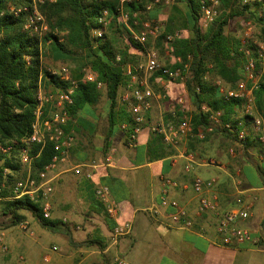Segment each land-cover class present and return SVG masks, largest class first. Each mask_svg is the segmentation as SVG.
Returning <instances> with one entry per match:
<instances>
[{"label": "crops", "instance_id": "0c3cea01", "mask_svg": "<svg viewBox=\"0 0 264 264\" xmlns=\"http://www.w3.org/2000/svg\"><path fill=\"white\" fill-rule=\"evenodd\" d=\"M180 6L176 4L178 10ZM183 8L185 13V6ZM160 61L169 67L173 65L168 57ZM152 82L168 85V95L174 100L179 96L185 101L189 99L183 83L173 85L158 74L150 78V85ZM96 87L100 93L96 101L85 104L68 122L75 140L66 161L57 163L47 172L53 188L50 219L60 223L54 232L59 235L57 239L61 244L50 246V253L42 254L44 264H109L115 257L130 264H264V146L251 123L245 125L249 131L247 142L231 138L217 126L209 127L203 140L187 138L182 146L195 154L196 161L186 172L187 161L177 155V148L164 141L163 147L149 145L152 125L165 119L173 105L167 106L162 95L153 90L155 97L146 112L145 123L134 144L128 145L121 128L123 121L115 123L108 135L109 99L104 83ZM123 91L121 87L116 110L125 107L120 99ZM125 113L130 115L128 107ZM230 147L234 148L233 154L228 151ZM157 151L161 152L159 157H155ZM209 158L218 160L222 166L206 164ZM78 164L84 165L83 171L75 174L73 169ZM87 169L90 177L85 174ZM195 176L217 179L213 190L222 208L235 206L237 199L253 202L250 216L238 225L260 238L257 245L235 241L222 244L215 229L214 214L197 212L198 196L191 187ZM165 177L179 183L177 188L169 189L168 197L187 209L193 222L190 228L172 224L170 209L158 207L156 214L149 211L158 206ZM236 178L240 183L235 182ZM98 185L109 187L118 206L117 219L106 215L95 195ZM21 213L28 227L21 229L15 224L3 228L8 251H0V264H37L39 239L47 232L39 230L38 238H33L30 228L38 221L29 211ZM117 221H130L131 232L113 240ZM54 246L57 249L53 250ZM44 257H48V261Z\"/></svg>", "mask_w": 264, "mask_h": 264}, {"label": "trees", "instance_id": "16d2710c", "mask_svg": "<svg viewBox=\"0 0 264 264\" xmlns=\"http://www.w3.org/2000/svg\"><path fill=\"white\" fill-rule=\"evenodd\" d=\"M30 1L0 0V147L12 146L7 153L0 149V196L3 197L9 194V186L19 177L20 164L15 154H18L22 147L20 140L28 137L31 132L39 76L44 86H59L49 71L42 68L40 43L50 40L48 48L55 60L75 63L79 68L75 76H79L80 69L84 66L97 73V80L104 83L106 96L109 99L108 135L111 134L112 126L118 121L127 123L128 130L132 126L131 115L125 113L127 106L123 103L125 107L116 110L117 97L120 88H125L128 82L123 67L126 64L134 65L135 59L144 55V48L132 38H128L124 46L117 47L113 35L108 37L104 33L100 38L91 36V30L99 26L98 17L103 8H106L112 16L108 25L110 31L112 30L113 34L118 32V25H122L117 9L119 0H44L40 10L45 16L49 30L41 39L24 28L26 18L24 13L14 16L7 12L10 5H27ZM174 1L175 4H184L186 11L180 12L174 4L164 33L158 37L164 38L166 33L176 29L188 30L187 34L181 31L177 38L167 43L166 47L171 59L180 57L182 61H186L187 55L191 56L188 78L182 85L187 91L188 100L193 105L190 115L193 128L206 127L210 124L207 115L199 111L203 103L213 110H221L222 121H229L235 125L239 120H243L244 125H248L250 117L242 115L241 100L222 98L211 79L218 77L234 86L236 81L243 77L244 56L239 51L240 39L225 33V27L236 17L241 18V21L252 22L253 35L255 34L257 40L251 39L247 46L254 50L255 44L252 40L264 43V0H218V14L206 30L200 27V5L203 0ZM144 5V2L138 1L123 3L125 11L130 13L138 11L137 16L130 15L128 20L129 26L136 30L139 28L141 30L145 21L156 23L163 6L155 4L150 10L145 11ZM176 14L180 19L178 23ZM54 29L62 34H54ZM253 55L257 57L256 53ZM256 63L257 68L260 69L259 60H256ZM176 66L178 64L172 65V67ZM262 66L261 82L254 95L257 110L264 116V62ZM206 72L208 76H205ZM172 82L180 84L177 80ZM99 95L96 83L79 82L73 94V103L67 106L70 118L74 117L85 104L95 102ZM174 114L176 117L182 115L176 104ZM171 117V113H168L165 120ZM68 127L69 123L66 125L67 130ZM217 127L225 131L222 127ZM227 133L231 138L236 139L234 134ZM248 139L247 137L245 141L247 142ZM150 144L163 147L162 136L152 131ZM53 153L52 143H47L42 148L37 144L30 146L33 177L36 178L39 171L50 162ZM160 155L161 152L157 151L155 157ZM6 169L9 172H5ZM2 183L7 187H1ZM0 210L1 214L8 218L7 226L15 225L24 219L22 211H29L46 228L55 230L60 224L44 218L39 204L32 202L28 197L0 200Z\"/></svg>", "mask_w": 264, "mask_h": 264}, {"label": "built area", "instance_id": "2783aa9c", "mask_svg": "<svg viewBox=\"0 0 264 264\" xmlns=\"http://www.w3.org/2000/svg\"><path fill=\"white\" fill-rule=\"evenodd\" d=\"M127 1L144 2L145 11L150 10L155 4L167 5L171 0H119L118 12L122 23L128 27V20L130 15L137 16L138 11L132 13L127 12L123 8V3ZM44 0H31L27 5L14 6L10 5L7 12L17 16L20 13L26 15L24 28L32 35L37 36L39 39L48 32L49 26L46 22L44 14L40 10V6ZM218 0H203L200 5V27L206 30L214 21L218 14L217 7ZM112 16L106 8H103L98 17L99 26L91 30V36L100 38L104 34V30L111 22ZM161 25L145 21L142 23L140 32L130 30L132 39L144 48L145 59L135 65L126 64L123 67L124 75L128 77V82L120 96L121 101L129 108L132 126L129 128L127 123H122L121 128L126 133V143L133 145L137 135L140 133L143 124L145 123L146 112L151 109L152 100L155 97V92L150 85V78L155 74L166 78L170 81H179L185 83L188 78L191 56L187 55V60L182 61L180 57L173 58V64H178L176 67H169L162 63L158 57L157 51L153 48H147L146 42L149 37L156 38L161 32ZM254 25L252 22H245L239 34L240 47L239 51L244 56L243 61V77L236 81L234 86L224 82L220 78L213 80V85L216 87L219 95L228 99H239L242 102L241 113L242 115L250 117L251 127L257 134L258 140L264 146V116L257 110L255 104L254 92L258 89L264 62V43L255 42V49L249 48L248 42L253 38ZM178 36V33L167 34L164 39L170 43ZM50 40L46 41L49 44ZM42 44L40 43V52ZM254 53L257 57H254ZM118 59V57H117ZM256 60H259L261 65L260 69L257 68ZM49 73L57 80L59 86L48 85L44 86L40 76L38 81V88L36 93V108L34 111V120L31 124V132L28 137L20 140L22 147L19 150L20 162L26 166V175L23 178L17 179L9 186V194L7 196H0V200H13L21 197H28L32 202L38 203L42 212V216L50 219L52 211V185L47 177L49 172L57 163L64 162L67 159L70 148L74 143V135L72 131L66 129V125L70 119L67 111V106L73 103V94L79 82H94L96 86H101L102 82L97 80V73L91 68L84 66L79 73L75 76L73 70L68 65H62L59 68L48 69ZM206 76V75H205ZM176 105L181 112L180 117L174 114L175 106L170 112L172 117L165 120L156 122L152 125L151 131L160 134L163 141L175 148H177V155L186 159L184 170L189 172L196 156L193 152L183 145V142L193 137L198 140H203L207 134V129L211 126H220L226 132L234 134L239 142L245 141L249 135V131L243 123L239 120L235 125L229 121H222V111L213 110L206 104H201L199 111L207 115L210 124L206 127L199 126L193 128L191 123V116L187 114L185 109V98L179 96L176 98ZM177 119V121H175ZM236 126V127H235ZM52 143L54 153L50 162L46 164L38 173L37 177L31 175V162L32 158L29 154L30 146L32 144L44 147L45 144ZM12 146L3 147L0 149L2 152L7 153ZM230 154L234 153V148L228 149ZM206 164L214 166H222L221 163L214 159L209 158L205 160ZM83 164H78L74 167L75 174L83 171ZM89 166H93L90 164ZM240 172L239 169L236 170ZM87 177L91 176L89 169L85 172ZM236 183H240L239 178L235 179ZM217 183L215 177L202 178L195 176L192 180L191 187L193 192L198 196V213L209 212L216 217L215 229L217 234L220 235L222 244H230L235 242H248L257 245L260 238L252 234V232L245 227L238 225L240 221L246 220L253 207L252 201H242L237 199L235 206L229 208H222L219 201L218 194L213 190ZM179 183L168 177L162 179L161 193L158 200V206L149 208L152 213L159 212L158 207L170 209L169 219L172 224L190 228L192 220L189 217L187 209L181 205L176 199L168 197L170 188H177ZM1 187H7L2 183ZM95 195L103 205L104 211L108 217L117 219L118 206L116 201L112 198L110 189L107 185H98L95 189ZM65 220V219H64ZM17 225L21 229H27L28 223L25 219L20 220ZM131 232L130 221L118 222L114 226L112 232L113 240L127 235ZM4 233L0 231V251L7 252L8 246L4 242ZM53 250L57 247H53ZM48 261V257H44ZM109 264H130L127 260L121 257L113 258Z\"/></svg>", "mask_w": 264, "mask_h": 264}, {"label": "rangeland", "instance_id": "374dc122", "mask_svg": "<svg viewBox=\"0 0 264 264\" xmlns=\"http://www.w3.org/2000/svg\"><path fill=\"white\" fill-rule=\"evenodd\" d=\"M174 4H175V1L171 0V2L169 4H167V5L165 4V5L162 6V10L160 12L159 20L156 22V23L161 25V30H162L161 32L162 33H164L163 30L165 29V26L167 25V19L169 18L170 14H171L172 6ZM181 7L183 8L184 4H181V6L179 8L180 12H183L184 8L182 9ZM181 15H182L181 17H182V20H183V14H181ZM177 17H178V20H177ZM176 20H177V23L180 20L178 15L176 16ZM241 20L242 19L239 18V17H236V18L232 19L229 22V24L225 27V33L238 38L239 34H240V31L242 30L245 22H247V21H241ZM181 21H180V23H181ZM128 25H129V23H128ZM128 27L129 28H127L122 23L121 26L118 25V32L116 31V33L113 34V31L112 30L110 31L109 27L107 26V28L104 30V33L107 34L108 37L113 35V37L115 38V40H114L115 45L117 47H119V46L122 47L128 42V38H132L131 34H130V30H132L134 32H137V33L140 31V28L138 30H136L134 27H131V26H128ZM181 31H183L184 34H187V32H188V30H186V29H183V30L176 29V30H174L171 33H166L165 35L174 34L175 32H177L178 36H179ZM53 33L54 34H62V33L58 32L55 29L53 30ZM165 35H164V37H165ZM252 39L257 40V38L255 36ZM166 45H167V42L165 41V39L164 38H159V37H156V38L149 37L147 39V42H146V47L155 49L157 51L159 59L161 58L163 60H165L167 57H168V59H171V55L168 53ZM48 46H49V44H46V42L42 43L41 65H42L43 69H47L48 70L50 68L53 69V68H59L62 65H68L73 70L74 74L79 72L78 71L79 70L78 66H76V64L73 63L72 61L55 60L53 58V56L51 55ZM144 59H145V57H144V55H142L140 58L135 59L134 63L137 64V63L143 61ZM82 68L80 69V72H81ZM206 76H208L207 72H206ZM215 78H217V77H213L211 79L212 83H213V80ZM168 83H171L173 85L177 84L176 82H168ZM151 86H152L153 90L156 93H159V94L162 95V100H163V102H165L167 104V106H171V105H173V107L175 106L176 103H175L174 98H171V96L168 95V91H169L168 85L166 86V85H161V84H157V83L152 82ZM184 89H185V87H184ZM185 109L187 111V114L191 115V112L193 111V105L190 103V101L188 99H186ZM166 114H167V112H165V115ZM69 121H70V119H69ZM74 140H75V138H74ZM15 158L18 159L19 162L18 161L17 162L20 164V166H19L20 169H19V172H18V174H19L18 176L19 177L17 178V179H20V178H23L26 175V166L20 162L19 153L15 154ZM5 172H9V171L6 169ZM16 180H14V181H16ZM8 224H9L8 223V218L5 217L4 215H2L1 214V210H0V230L2 231L3 228L7 227ZM11 228L13 230H16L19 235L22 234V231L17 229V227L12 226ZM30 229L34 233V235L32 236L33 238H38L37 231H39V230H44V231L47 232L44 237L41 236V238L39 239V241H40L39 256H38V259H37V264H44V262L41 259L42 254L46 253V252L50 253L48 251V249H49L50 246H52L54 244L59 247V245L61 244V241H58V239H57V236H59V235L57 233H55L53 229L46 228V227L42 226L39 222H36L35 225H34V228L32 229V227H31Z\"/></svg>", "mask_w": 264, "mask_h": 264}]
</instances>
